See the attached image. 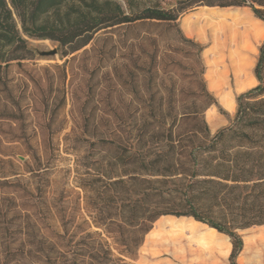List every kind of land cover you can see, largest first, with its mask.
Returning <instances> with one entry per match:
<instances>
[{
  "label": "trees",
  "instance_id": "trees-1",
  "mask_svg": "<svg viewBox=\"0 0 264 264\" xmlns=\"http://www.w3.org/2000/svg\"><path fill=\"white\" fill-rule=\"evenodd\" d=\"M202 5L222 8L213 10L238 27L264 26V0H180L176 8L152 4L129 12L113 0H0V81L11 64L30 59L24 37L57 44L64 58L98 32L120 29L123 38H106L113 51L116 43L125 48L123 72L113 64L111 73L128 96L136 77L143 87L135 92L140 108L124 100L121 112L111 109L115 124L103 130L85 124V138L73 140L87 146L65 170L76 199L73 206L45 207L50 218L41 223L38 264H134L164 216L192 218L227 236L229 264H237L243 243L264 232V41L253 69L257 85L236 97L233 117L211 134L204 113L215 99L203 79L204 48L178 24L181 13ZM245 6L261 22L229 8ZM16 253L0 255V263H18Z\"/></svg>",
  "mask_w": 264,
  "mask_h": 264
},
{
  "label": "rangeland",
  "instance_id": "rangeland-1",
  "mask_svg": "<svg viewBox=\"0 0 264 264\" xmlns=\"http://www.w3.org/2000/svg\"><path fill=\"white\" fill-rule=\"evenodd\" d=\"M113 1L129 12L152 4L176 8L180 0ZM213 8L222 9L196 6L178 19L182 34L204 48L203 79L215 99L204 113L211 134L233 117L236 97L257 85L253 69L264 41V26L249 23L238 27ZM229 8L246 9L258 20L247 6ZM110 31L98 32L91 44L64 58L57 44L24 37L32 52L30 59L13 63L2 73L0 255L17 252L19 260L9 264H38L34 257L41 254V223L50 218L45 207L73 206L75 183L71 175L65 176V170L73 166L75 154L86 153L85 143L73 142L75 138H85L84 125L103 130L107 124H115L111 109L121 112L124 100H131L129 108L133 111L141 107L135 97V92L143 91L141 77L134 79L128 96L121 80L111 73L113 64L123 72L125 48L116 43L112 50L113 43L106 38L121 39L123 30ZM53 51V55H40ZM168 85L164 77V86ZM138 115L135 113L134 118ZM41 172L45 174L41 176ZM47 178L51 185H42L41 179ZM245 232H239L241 239ZM229 249L227 236L192 218L164 216L145 236L134 264H229ZM236 263L264 264V232L252 242L243 243Z\"/></svg>",
  "mask_w": 264,
  "mask_h": 264
},
{
  "label": "water",
  "instance_id": "water-1",
  "mask_svg": "<svg viewBox=\"0 0 264 264\" xmlns=\"http://www.w3.org/2000/svg\"><path fill=\"white\" fill-rule=\"evenodd\" d=\"M53 54H55V51H53L52 53H41L40 55L47 56V55H53Z\"/></svg>",
  "mask_w": 264,
  "mask_h": 264
},
{
  "label": "crops",
  "instance_id": "crops-1",
  "mask_svg": "<svg viewBox=\"0 0 264 264\" xmlns=\"http://www.w3.org/2000/svg\"><path fill=\"white\" fill-rule=\"evenodd\" d=\"M252 228H254V227H252ZM249 229H251V228H249ZM248 229H245V231H247ZM239 232H244V230H241V231H239ZM229 251H230V249H229ZM229 253V252H228ZM221 256V255H220ZM227 256H228V254H227ZM227 256L225 257V258H222V259H226L227 258Z\"/></svg>",
  "mask_w": 264,
  "mask_h": 264
}]
</instances>
